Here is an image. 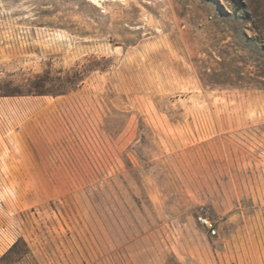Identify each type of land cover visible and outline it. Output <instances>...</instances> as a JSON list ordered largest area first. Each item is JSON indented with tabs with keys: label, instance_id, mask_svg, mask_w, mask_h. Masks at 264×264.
<instances>
[{
	"label": "rangeland",
	"instance_id": "374dc122",
	"mask_svg": "<svg viewBox=\"0 0 264 264\" xmlns=\"http://www.w3.org/2000/svg\"><path fill=\"white\" fill-rule=\"evenodd\" d=\"M0 264H264V0H0Z\"/></svg>",
	"mask_w": 264,
	"mask_h": 264
},
{
	"label": "trees",
	"instance_id": "16d2710c",
	"mask_svg": "<svg viewBox=\"0 0 264 264\" xmlns=\"http://www.w3.org/2000/svg\"><path fill=\"white\" fill-rule=\"evenodd\" d=\"M48 90H46L43 86H41L38 82V84H33L30 89L25 92L26 94H46ZM23 94V92L19 90H8L5 92V95H19Z\"/></svg>",
	"mask_w": 264,
	"mask_h": 264
},
{
	"label": "built area",
	"instance_id": "2783aa9c",
	"mask_svg": "<svg viewBox=\"0 0 264 264\" xmlns=\"http://www.w3.org/2000/svg\"><path fill=\"white\" fill-rule=\"evenodd\" d=\"M200 220H201L204 224L208 225V227H211V225L209 224V222H208L205 218H200ZM211 231L214 233V232H215V229H214V228H211Z\"/></svg>",
	"mask_w": 264,
	"mask_h": 264
}]
</instances>
